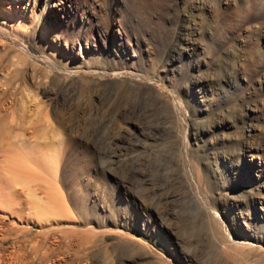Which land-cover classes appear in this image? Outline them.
Instances as JSON below:
<instances>
[{
  "label": "rangeland",
  "instance_id": "1",
  "mask_svg": "<svg viewBox=\"0 0 264 264\" xmlns=\"http://www.w3.org/2000/svg\"><path fill=\"white\" fill-rule=\"evenodd\" d=\"M0 133V264H264V0H0Z\"/></svg>",
  "mask_w": 264,
  "mask_h": 264
},
{
  "label": "bare ground",
  "instance_id": "2",
  "mask_svg": "<svg viewBox=\"0 0 264 264\" xmlns=\"http://www.w3.org/2000/svg\"><path fill=\"white\" fill-rule=\"evenodd\" d=\"M18 20H19V15L18 14H16V15H12V19H10L9 21L11 22V24H14V23H17V24H19V22H18ZM8 135V134H7ZM9 136V135H8ZM8 136H6L4 133L3 134H1L0 133V138H1V140L3 141V138L5 139V137H8ZM20 136H22V135H16V136H13V137H16V138H18L19 139V137ZM10 137V136H9ZM24 144V143H23ZM20 145H22L21 143H20ZM18 147V146H17ZM14 148V147H13ZM16 149H17V151H16ZM29 150H31V149H29ZM36 152V151H35ZM34 152V153H35ZM23 153H25V155L27 156V157H29V155H30V158H32L33 156H34V154H33V152H32V150L31 151H24V152H21L20 151V149L19 148H15V150L14 151H12L11 152V156H10V161H11V158L13 159L12 161H13V163H8V164H12L11 165V167H12V169H11V167L10 168H8V169H11L12 170V172H14V175H13V179H14V183L16 184V182H20V180H22L21 179V177L22 176H19L18 175V171H20L21 173L22 172H24V170H28V169H32L31 167H29L30 165H28L26 162H24V161H22L21 160V158H23L24 157V155H23ZM35 155H36V153H35ZM37 157V155L34 157V158H36ZM39 157V156H38ZM37 157V160L39 159ZM34 158H32V159H34ZM38 162H40L39 160H38ZM28 167V168H27ZM7 169V170H8ZM23 169V170H22ZM8 171H10V170H8ZM16 171H17V175H16ZM19 172V173H20ZM20 173V175H22ZM30 173V172H29ZM24 177H25V175H23ZM27 176V175H26ZM33 176V175H32ZM23 178V177H22ZM11 179V178H10ZM28 179V178H27ZM22 182V181H21ZM11 183V182H10ZM9 183V184H10ZM4 184H6V183H4ZM11 184H13V183H11ZM2 187H3V182L0 184V206H2L3 207V205L5 206L6 205V203H4L3 204V202H4V200H5V198H6V196H7V193H4V192H1L2 191ZM30 191V190H29ZM28 194H29V192H28ZM39 199V198H38ZM47 201L45 200V201H42L41 202V200L39 199V202H35L36 204V206L34 205V207L37 209V214L36 215H38V216H36V217H39V218H44V219H46L45 217H48L49 218V216L51 215V212H52V210H56V209H58L57 208V202H56V198H54V196H52V195H48L47 196ZM7 208V207H6ZM8 209V208H7ZM39 222V221H38ZM61 232V234L62 235H64L65 237H70V232H63V231H60ZM79 237V236H78ZM70 242V241H69ZM131 245V244H130Z\"/></svg>",
  "mask_w": 264,
  "mask_h": 264
}]
</instances>
